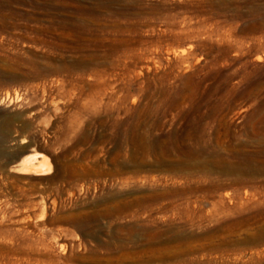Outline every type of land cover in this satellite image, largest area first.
<instances>
[{
	"label": "rangeland",
	"instance_id": "obj_1",
	"mask_svg": "<svg viewBox=\"0 0 264 264\" xmlns=\"http://www.w3.org/2000/svg\"><path fill=\"white\" fill-rule=\"evenodd\" d=\"M263 11L0 0V264H264Z\"/></svg>",
	"mask_w": 264,
	"mask_h": 264
},
{
	"label": "bare ground",
	"instance_id": "obj_2",
	"mask_svg": "<svg viewBox=\"0 0 264 264\" xmlns=\"http://www.w3.org/2000/svg\"><path fill=\"white\" fill-rule=\"evenodd\" d=\"M23 144H25V143H23ZM34 152L35 151L32 148V146H30V145L25 146L22 149V152L19 153L15 157V159H17L19 162L16 161L15 166H13L10 170L11 173H14V174L20 175V176H24L29 180H39V181H43V180H45L44 177L50 176L53 169H52V166L49 162V159L46 156H43V155L38 154L36 152L34 154ZM234 156H235V154H234ZM261 174H262V172H261ZM46 180H48V179H46Z\"/></svg>",
	"mask_w": 264,
	"mask_h": 264
}]
</instances>
